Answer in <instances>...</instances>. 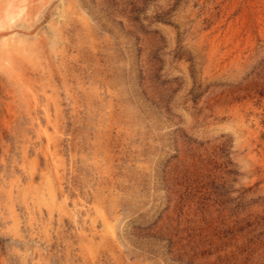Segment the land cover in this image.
<instances>
[{"label": "rangeland", "instance_id": "obj_1", "mask_svg": "<svg viewBox=\"0 0 264 264\" xmlns=\"http://www.w3.org/2000/svg\"><path fill=\"white\" fill-rule=\"evenodd\" d=\"M0 19V264H264V0Z\"/></svg>", "mask_w": 264, "mask_h": 264}, {"label": "bare ground", "instance_id": "obj_2", "mask_svg": "<svg viewBox=\"0 0 264 264\" xmlns=\"http://www.w3.org/2000/svg\"><path fill=\"white\" fill-rule=\"evenodd\" d=\"M1 18H2V17H1ZM2 19H3V18H2ZM7 20H8V19H7ZM7 24H8V23H7ZM7 24H6V25H7ZM0 27H1V19H0Z\"/></svg>", "mask_w": 264, "mask_h": 264}]
</instances>
